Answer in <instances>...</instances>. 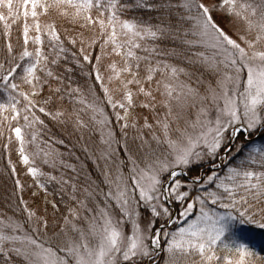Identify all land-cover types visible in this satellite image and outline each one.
Listing matches in <instances>:
<instances>
[{
	"label": "snow or ice",
	"instance_id": "1",
	"mask_svg": "<svg viewBox=\"0 0 264 264\" xmlns=\"http://www.w3.org/2000/svg\"><path fill=\"white\" fill-rule=\"evenodd\" d=\"M0 23L4 148L18 142L33 197L56 182L72 201L50 229L18 197L19 214L0 213V264H256L244 232L264 229V0H0ZM77 69L88 95L71 86ZM39 114L99 133L95 177L65 165L74 177L41 181L26 148Z\"/></svg>",
	"mask_w": 264,
	"mask_h": 264
},
{
	"label": "rangeland",
	"instance_id": "2",
	"mask_svg": "<svg viewBox=\"0 0 264 264\" xmlns=\"http://www.w3.org/2000/svg\"><path fill=\"white\" fill-rule=\"evenodd\" d=\"M16 2H20V0H16ZM21 11H22V9H21ZM220 19H221V23L225 26L226 30H228L230 32V34L233 33L235 28L242 27L238 22L234 23L228 17H223V18H220ZM18 27L19 26H14L13 32H12L13 44L16 47L19 46L18 43H17V36H18L17 29H18ZM0 28L2 29V23H0ZM90 34L91 33H89V32H85V36L86 37L89 36ZM2 48H3V44L1 43L0 44V49H2ZM93 54H95V53H93ZM141 54H143V53H141ZM0 56H1L0 59H2L3 57H2L1 53H0ZM201 79L203 80L204 84H207L210 80L214 79V77L212 76L211 73L205 71V72H203V75L201 76ZM55 86L56 85L53 84V87H55ZM73 88H75V87H73ZM66 96H65V101H64V105H63L66 109L71 111L73 108L79 109V108L82 107V105H80V104L75 102V99H72V101H71L70 98H67ZM68 100L71 101V103ZM71 105H72L73 108H71ZM108 111H110V109H108ZM149 111L150 110H148V109H143V110L137 109L136 113L149 114ZM157 112L160 115H163L164 109H162L159 105H157ZM151 114L155 115L156 113H151ZM39 115L41 116L43 114H39ZM134 115H135V113H134ZM81 116H82V118L85 121H87L89 119L90 113L81 112ZM113 119H114V117H113ZM53 122L55 124V127H58L60 130L65 131L67 134H69L70 137H72L70 141L75 142L74 143L75 145L77 144V146L69 148L70 151H73L74 149H76V154L72 157L73 161L68 159V163L70 165H75L77 167V172L81 174V177H83V173L87 172L88 170H89V172H93V175L95 177L97 170L95 168L93 160L89 159V156H90L91 153L97 152L99 147H100V145H99V133L91 130V127L88 130H77L70 121L67 122V123H64V124L58 123L57 121H53ZM117 127H119V126L117 125ZM146 131L147 130H145V132ZM24 132H25L26 141L30 140L31 139V130L30 129H25ZM134 134H135V130L130 129L129 130V137L131 138V136L134 135ZM7 135H8V133H7V131H5V137ZM28 135H30V136H28ZM5 137H0V139L2 140L1 144L3 145V148H4V144L7 142ZM42 140H43L42 137L38 136V139H37V141L35 143H32V144H27L26 143V148H27V151L29 153H35V152H39L40 153L35 158V165L34 166L38 167V169L41 172H42L41 169L45 170L46 168L58 167L59 163L61 162L60 161V157L61 156L59 157V155H56L54 159L49 158V162L48 163H44L43 151H41V149H43V148L40 146V144L44 143ZM114 147H115V145H114ZM17 148H18V142H16L14 139H13V143L10 146V149L5 150V148H4L5 162H6L7 165H8L9 155H10L11 160H12V156L11 155L14 156L15 153L18 154ZM85 148L88 149L87 152H85ZM50 149L54 150V152L58 154V151H56V149L53 148L52 146L50 147ZM43 150L47 151L49 149L44 148ZM49 175L55 176L54 174H50V173L48 174V176ZM62 175H63V173H62ZM62 175H61V177H63ZM75 175H76V173H73V175L70 176V177H74ZM22 177H25V176H22ZM57 178H60V177H57ZM63 178L68 179L65 176ZM46 179H47V177L45 178V180ZM54 183H56V182H54ZM21 184L24 187L28 186L26 183H21ZM5 187L11 188V185L9 183H6L4 188ZM16 190L20 191V189L17 188V187H16ZM65 190H66V194L65 195L67 197L66 205H70V204H72V201L70 199L71 188L69 186H67V187H65ZM18 193H20V192H18ZM24 197H25L26 200H34L35 201V204L32 205L31 209L33 208V210H36L39 215H43V216H46V217L49 218V228L50 229L55 228L57 226V223L62 224V217H63L64 214H66V209L63 212H59V213L55 212L54 213L53 209L51 208L52 206L48 205L46 202H44V200H40L39 197H32L31 195H28V194H24ZM22 207H23V205H22ZM2 209H5L3 207V205L0 206V213L7 212L9 215L12 214L11 211H9L7 209H5L6 211L5 210L2 211ZM45 209H47V210L45 211ZM63 209L61 208V211ZM180 226H182V224ZM168 230H173V226L169 225V229ZM258 230H260L261 233L262 232L264 233V229H260L259 228ZM260 238L261 239L255 238L254 236H251L248 227L246 228V231L244 232V240L257 253L256 264H264V234L261 235Z\"/></svg>",
	"mask_w": 264,
	"mask_h": 264
},
{
	"label": "trees",
	"instance_id": "3",
	"mask_svg": "<svg viewBox=\"0 0 264 264\" xmlns=\"http://www.w3.org/2000/svg\"><path fill=\"white\" fill-rule=\"evenodd\" d=\"M138 15L143 16L144 19H148V14L147 13H139ZM0 30H2L0 28ZM0 42L4 44L3 39H0ZM0 43V44H1ZM2 47V46H1ZM2 54V53H1ZM1 58V56H0ZM87 66L84 68V72H87ZM69 81H66L68 83ZM71 86L72 87H81L83 92L88 95V85L92 83L91 79H88L86 81L85 76L81 74L80 70L77 69L74 74H71ZM66 96V95H65ZM69 98L68 96H66ZM6 100V96H4L2 93H0V102H4ZM72 101V99H70ZM69 101V100H68ZM71 101H69L71 103ZM71 108L72 105H71ZM41 119L45 120V127L41 128L39 130V136L42 137V141L44 142L43 144H40V146L44 149H50L52 146L53 148L58 151V155L60 157V161H63V163H59L58 167H53V168H46L45 170L41 169L43 173H45L44 177H41V181H44L45 178L48 176V174H54L57 177H61L63 173V177L69 178L70 176L73 175V172L70 170V168L66 167L65 165H70L68 163V159L73 161L72 157L76 154V149L73 151H70L69 148L77 146L75 145L73 141H70L72 137L69 136L65 131L60 130L58 127H55L54 122L47 117H44L41 115ZM68 135V136H67ZM30 136V135H28ZM58 141H63V143H59ZM2 140L0 139V206L3 205V207L7 210L10 211L11 209H15V212L17 214L20 213L22 205L20 207H17V198L22 196L25 201H27L28 206L31 208L32 205L35 204L34 200H26L24 197V194H28L32 196L33 192H37L38 189L34 183V178L27 173L26 171V166H24L22 163L19 162L18 154L15 153V155L12 156V161L14 164H16L17 167V173L12 174L10 171L9 166L5 162V152L3 145L1 144ZM74 163V162H73ZM72 163V164H73ZM89 172V170L87 171ZM25 176V177H22ZM23 178V179H22ZM16 179H19L21 183H26L28 186L24 187L23 192L17 191L16 190V185L14 181ZM9 183L11 185V188L5 187V184ZM67 187V186H65ZM61 191V185L50 182L47 184V194L45 197L44 192H40L39 197L40 200H44V202L48 201L51 203L46 202L48 205H51L52 203L57 204V211L55 212H63L66 209V203H67V197H66V190ZM20 192V193H18ZM33 197V196H32ZM10 206V207H9ZM52 208V207H51ZM61 208L63 209L61 211ZM5 209H2L4 211ZM33 209V208H32ZM6 211V210H5ZM249 232L251 236H254L255 238H260L261 235L264 233L260 230H258V227L253 226H248ZM261 241V240H260Z\"/></svg>",
	"mask_w": 264,
	"mask_h": 264
}]
</instances>
